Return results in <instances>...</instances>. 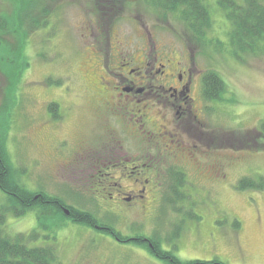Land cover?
Here are the masks:
<instances>
[{"label": "rangeland", "instance_id": "1", "mask_svg": "<svg viewBox=\"0 0 264 264\" xmlns=\"http://www.w3.org/2000/svg\"><path fill=\"white\" fill-rule=\"evenodd\" d=\"M208 2L213 24L199 41L176 13L154 9L144 0H46L48 23L25 36L29 63L13 100L9 97L15 85L0 69V117L8 114L4 145L13 165L23 172L26 187L91 213L124 240L159 237L164 248L177 243L176 254L183 260L217 257L227 264H264V186L237 188L244 176L264 184V52L234 55L228 44L230 23L216 0ZM18 3L0 0V14H12ZM96 29L104 42L103 53L109 49L112 62L114 45L120 41L129 49L155 46L160 55L173 52L183 61L189 57L196 67L220 75L225 84L224 99L215 104L216 119L207 117L209 127L217 122L224 127L225 147L198 155V160L163 154L154 172L158 189L147 190L134 202L122 200L109 184L119 181L121 189L132 188L131 180L121 177L128 168L119 171L92 162L97 155L107 156L106 148L122 136L118 124L96 108L91 82L100 70L90 47ZM17 37L3 39L15 48ZM52 102L60 104L59 120L49 109ZM134 142L130 138L123 150L137 157L141 150L132 147ZM92 147H97V155ZM172 168L186 175L180 192L187 197L177 207L171 204L178 200L170 189ZM7 197L0 188V209ZM190 208L198 219L188 218ZM5 228L11 235L38 230L39 237L29 244L53 243L60 264H168L144 244L121 242L72 220L52 233L39 227L35 211L20 217L9 213ZM49 234L55 239L46 238Z\"/></svg>", "mask_w": 264, "mask_h": 264}, {"label": "flooded vegetation", "instance_id": "2", "mask_svg": "<svg viewBox=\"0 0 264 264\" xmlns=\"http://www.w3.org/2000/svg\"><path fill=\"white\" fill-rule=\"evenodd\" d=\"M95 31L90 47L100 70L93 74L91 82L96 108L118 124L117 132L122 136L118 135L120 139L106 148L109 154L102 158L97 155V147H92V153L97 155L92 162L119 171L128 168L121 177L131 180L132 188L121 189L119 181L109 184L116 187L122 200L134 202L145 197L147 190L158 189L154 172L160 168L163 154H184L198 160V155L220 152L225 147L222 124L209 127L207 121V117L216 119L215 104L224 99V83L220 75L196 67L189 57L183 61L173 52L160 55L154 52L155 46L149 49L133 45L129 49L124 40L114 45L112 62L110 50L103 53L104 42L96 36L100 30ZM108 43L111 45L110 38ZM113 127V136L117 137ZM130 138L135 141L132 147L141 150L137 157L124 153ZM109 194L115 197L113 191Z\"/></svg>", "mask_w": 264, "mask_h": 264}, {"label": "trees", "instance_id": "3", "mask_svg": "<svg viewBox=\"0 0 264 264\" xmlns=\"http://www.w3.org/2000/svg\"><path fill=\"white\" fill-rule=\"evenodd\" d=\"M46 0H19L15 12L0 14V69L8 75L15 85V91L10 94L9 100L16 97V91L21 79L22 72L28 66L27 55L24 52L25 36L31 29H35L43 23H48L46 17L49 11L45 7ZM154 9L164 12L176 13L186 24L192 36L199 41H204L213 24L211 6L208 0H144ZM217 4L224 11L225 17L230 23L228 32V44L234 55L239 53L264 52V0H244L239 3L236 0H216ZM44 18V19H43ZM6 35H17V46L10 47L4 40ZM223 82L222 80H220ZM225 89V84H224ZM210 94V93H209ZM59 104L52 102L49 109L53 116H58ZM8 126V114L0 117V188L7 194V202L0 209V264H60L53 243L31 246V240L39 237L40 233L34 229L29 233L10 234L5 228L6 217L9 213L20 217L29 211L37 214L38 225L52 233L65 225L66 220H72L90 227H95L102 232L111 234L121 242H132L144 244L156 257L166 261L168 264H227L224 260L213 258L211 260H183L177 254V243H172L171 248H164L161 238L136 237L122 239L113 227H104L89 212L77 211L69 206L58 196H51L44 191L36 192L22 182L23 172L16 168L5 148L6 130ZM261 128L264 130V124ZM263 130L261 132H263ZM264 133V132H263ZM170 189L176 194V203L183 202L186 193L180 192L186 181L185 172L172 168L170 171ZM249 176L240 178L237 188L243 190L249 187L263 188L264 184L258 185ZM172 193L169 199L171 200ZM69 208L70 213L66 214L64 208ZM182 209V206H179ZM188 218L198 219L199 216L188 210ZM238 226L239 222L235 221ZM178 231H175V235ZM171 235V236H173ZM169 237L168 239L172 238ZM177 236V235H175ZM46 238L55 239L54 235H46Z\"/></svg>", "mask_w": 264, "mask_h": 264}, {"label": "water", "instance_id": "4", "mask_svg": "<svg viewBox=\"0 0 264 264\" xmlns=\"http://www.w3.org/2000/svg\"><path fill=\"white\" fill-rule=\"evenodd\" d=\"M65 212H66L67 214H69V213H70V209L65 208Z\"/></svg>", "mask_w": 264, "mask_h": 264}]
</instances>
